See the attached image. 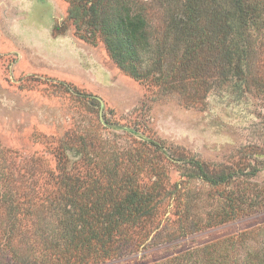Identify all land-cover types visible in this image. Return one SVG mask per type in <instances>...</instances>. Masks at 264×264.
Segmentation results:
<instances>
[{
	"label": "rangeland",
	"instance_id": "374dc122",
	"mask_svg": "<svg viewBox=\"0 0 264 264\" xmlns=\"http://www.w3.org/2000/svg\"><path fill=\"white\" fill-rule=\"evenodd\" d=\"M75 1L0 0V264H264V10L243 83L209 11L175 25L210 1L140 0L135 78Z\"/></svg>",
	"mask_w": 264,
	"mask_h": 264
},
{
	"label": "trees",
	"instance_id": "16d2710c",
	"mask_svg": "<svg viewBox=\"0 0 264 264\" xmlns=\"http://www.w3.org/2000/svg\"><path fill=\"white\" fill-rule=\"evenodd\" d=\"M71 2L72 10L70 15H79V4L75 0H69ZM200 5L203 2L210 1V5L207 9L199 7L198 10L191 9L192 14L186 18L181 17L178 19V15L174 17L176 20L175 25L187 28L193 25L199 18H201V12L209 11L211 17L217 26V35L227 40L222 48L228 63L231 68L229 69L233 75L243 79V83L246 80L245 61L249 54V38L251 36V22L253 20L255 12L259 13V10H264V0H198ZM189 0H186V3ZM84 7V4H83ZM149 4H145L140 0H100L98 7H91L88 9L87 14L92 15L89 23L92 28L86 29L88 34L82 33L77 26L75 33L87 40L88 42L94 41L96 33L100 35L109 55L118 64L120 68L129 73L135 78H141L143 76L138 64L135 61L141 59V52L147 50L151 45L153 37L158 39V24H153V19L149 14ZM180 20V21H177ZM59 29V27H58ZM245 40V46L240 47V41ZM198 170V169H197ZM32 172V168H28L27 172ZM26 172V173H27ZM205 175L213 182L225 181L226 177L223 175L221 178H216L214 175L207 174V170H204L200 166L198 172ZM22 176V181H24ZM19 190V188H17ZM30 195L29 189H22L21 196L24 200L28 199ZM82 221H86L83 213L79 217ZM95 219V217H93ZM94 221V220H92ZM97 222H99L97 220ZM99 237L98 234H90V238ZM111 238V234H108Z\"/></svg>",
	"mask_w": 264,
	"mask_h": 264
}]
</instances>
